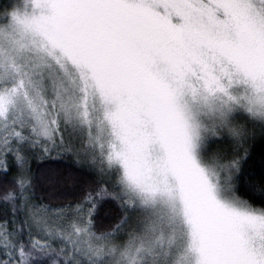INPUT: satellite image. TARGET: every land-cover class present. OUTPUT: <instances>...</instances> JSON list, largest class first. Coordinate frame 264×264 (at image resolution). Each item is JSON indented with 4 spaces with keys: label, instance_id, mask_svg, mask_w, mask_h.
Wrapping results in <instances>:
<instances>
[{
    "label": "snow or ice",
    "instance_id": "1",
    "mask_svg": "<svg viewBox=\"0 0 264 264\" xmlns=\"http://www.w3.org/2000/svg\"><path fill=\"white\" fill-rule=\"evenodd\" d=\"M0 264H264V0L0 3Z\"/></svg>",
    "mask_w": 264,
    "mask_h": 264
},
{
    "label": "trees",
    "instance_id": "2",
    "mask_svg": "<svg viewBox=\"0 0 264 264\" xmlns=\"http://www.w3.org/2000/svg\"><path fill=\"white\" fill-rule=\"evenodd\" d=\"M4 2H6V0H0V3H4Z\"/></svg>",
    "mask_w": 264,
    "mask_h": 264
}]
</instances>
